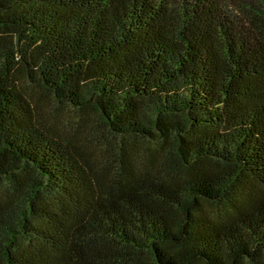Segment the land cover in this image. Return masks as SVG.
<instances>
[{
    "label": "trees",
    "instance_id": "obj_1",
    "mask_svg": "<svg viewBox=\"0 0 264 264\" xmlns=\"http://www.w3.org/2000/svg\"><path fill=\"white\" fill-rule=\"evenodd\" d=\"M0 264H264V0H0Z\"/></svg>",
    "mask_w": 264,
    "mask_h": 264
},
{
    "label": "rangeland",
    "instance_id": "obj_2",
    "mask_svg": "<svg viewBox=\"0 0 264 264\" xmlns=\"http://www.w3.org/2000/svg\"><path fill=\"white\" fill-rule=\"evenodd\" d=\"M60 111L63 113H68V110L66 111L65 108H63V109L61 108Z\"/></svg>",
    "mask_w": 264,
    "mask_h": 264
}]
</instances>
